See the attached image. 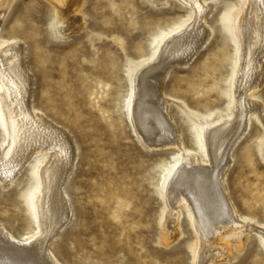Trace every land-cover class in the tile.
I'll use <instances>...</instances> for the list:
<instances>
[{"label": "rangeland", "instance_id": "374dc122", "mask_svg": "<svg viewBox=\"0 0 264 264\" xmlns=\"http://www.w3.org/2000/svg\"><path fill=\"white\" fill-rule=\"evenodd\" d=\"M152 2L84 0L83 25L61 38L52 32L57 9L48 0L0 6V40L24 50L34 108L70 132L79 151L65 187L72 219L53 247L63 264H193L196 236L186 220L178 242L162 244L159 188L177 152L145 149L128 117L132 75L151 59L156 42L185 24L191 13L180 0ZM244 5L245 0H215L207 18L210 42L187 68L172 71L166 94L202 113H227L235 26ZM259 95L264 103V87ZM169 115L186 147L198 150L194 126L174 107ZM262 133L252 120L232 153L227 182L238 213L264 224ZM37 159L10 188L0 183V222L16 237L35 231L31 195ZM230 256L217 264H264V249L254 234L241 251L234 246Z\"/></svg>", "mask_w": 264, "mask_h": 264}, {"label": "bare ground", "instance_id": "6f19581e", "mask_svg": "<svg viewBox=\"0 0 264 264\" xmlns=\"http://www.w3.org/2000/svg\"><path fill=\"white\" fill-rule=\"evenodd\" d=\"M48 1L57 9L51 25L55 37L83 25L84 0ZM180 1L190 7V17L158 40L151 59L142 62L132 75L128 117L145 149L173 148L177 152L159 188L162 244L168 247L178 242L186 220L196 236L193 264L224 263L230 260L232 248L241 251L252 234L258 236L264 249V224L238 213L227 182L232 153L248 135L252 120L263 130L258 150L264 161V103L259 95L264 87V0H245L236 20L235 67L227 113L217 115L194 110L164 90L172 71L187 68L211 40L207 18L215 0ZM10 2L0 0V6ZM32 98L33 81L24 50L19 43L0 40V183L10 188L21 170L39 158L32 173L35 231L16 237L0 222V264H63L53 247L70 222L65 187L79 151L70 132L35 109ZM171 107L196 129L198 150L186 147L183 134L169 115Z\"/></svg>", "mask_w": 264, "mask_h": 264}]
</instances>
